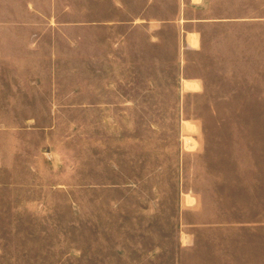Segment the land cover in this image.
<instances>
[{
  "label": "rangeland",
  "instance_id": "obj_1",
  "mask_svg": "<svg viewBox=\"0 0 264 264\" xmlns=\"http://www.w3.org/2000/svg\"><path fill=\"white\" fill-rule=\"evenodd\" d=\"M206 1L0 0V264H264V0Z\"/></svg>",
  "mask_w": 264,
  "mask_h": 264
},
{
  "label": "crops",
  "instance_id": "obj_2",
  "mask_svg": "<svg viewBox=\"0 0 264 264\" xmlns=\"http://www.w3.org/2000/svg\"><path fill=\"white\" fill-rule=\"evenodd\" d=\"M206 0H183L182 2V11H181V18L182 21V27H185V23L188 22H194V23H201L208 21L207 18L203 17H187L185 16V11L189 7H196L201 8L202 6H207ZM201 39V32L198 30H186L185 38H184V44L187 48H196Z\"/></svg>",
  "mask_w": 264,
  "mask_h": 264
}]
</instances>
